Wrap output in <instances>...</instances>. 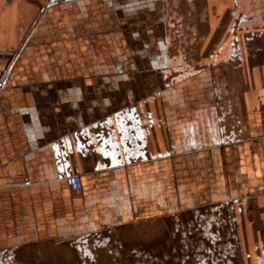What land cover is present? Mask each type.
<instances>
[{
  "label": "crops",
  "instance_id": "0c3cea01",
  "mask_svg": "<svg viewBox=\"0 0 264 264\" xmlns=\"http://www.w3.org/2000/svg\"><path fill=\"white\" fill-rule=\"evenodd\" d=\"M0 264H264V0H0Z\"/></svg>",
  "mask_w": 264,
  "mask_h": 264
},
{
  "label": "built area",
  "instance_id": "2783aa9c",
  "mask_svg": "<svg viewBox=\"0 0 264 264\" xmlns=\"http://www.w3.org/2000/svg\"><path fill=\"white\" fill-rule=\"evenodd\" d=\"M72 182H73V183H75V182H76V180H75V179H73V180H72Z\"/></svg>",
  "mask_w": 264,
  "mask_h": 264
}]
</instances>
